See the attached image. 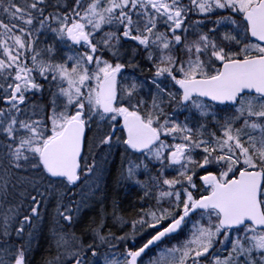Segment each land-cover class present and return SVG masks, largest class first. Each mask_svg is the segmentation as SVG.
Listing matches in <instances>:
<instances>
[{"label":"snow or ice","instance_id":"1","mask_svg":"<svg viewBox=\"0 0 264 264\" xmlns=\"http://www.w3.org/2000/svg\"><path fill=\"white\" fill-rule=\"evenodd\" d=\"M0 264H264V0H0Z\"/></svg>","mask_w":264,"mask_h":264},{"label":"trees","instance_id":"2","mask_svg":"<svg viewBox=\"0 0 264 264\" xmlns=\"http://www.w3.org/2000/svg\"><path fill=\"white\" fill-rule=\"evenodd\" d=\"M121 198L126 199V194H123V191H121ZM47 241L41 240V247L37 249L35 259L38 261L42 255H47Z\"/></svg>","mask_w":264,"mask_h":264},{"label":"flooded vegetation","instance_id":"3","mask_svg":"<svg viewBox=\"0 0 264 264\" xmlns=\"http://www.w3.org/2000/svg\"><path fill=\"white\" fill-rule=\"evenodd\" d=\"M121 191H123V190H121ZM123 194H125V192L123 191Z\"/></svg>","mask_w":264,"mask_h":264}]
</instances>
